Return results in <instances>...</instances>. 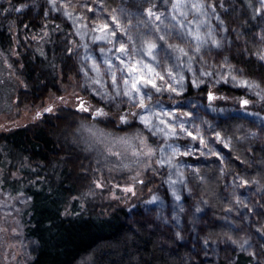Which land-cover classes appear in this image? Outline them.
I'll use <instances>...</instances> for the list:
<instances>
[{
  "label": "rangeland",
  "instance_id": "1",
  "mask_svg": "<svg viewBox=\"0 0 264 264\" xmlns=\"http://www.w3.org/2000/svg\"><path fill=\"white\" fill-rule=\"evenodd\" d=\"M29 1L42 3L47 15L58 16L77 36L76 59L83 94L68 90L40 106L16 108L9 106V86L0 82V132L50 115L61 107L85 109L93 119L99 118L89 97L114 110L127 108L152 140L139 141L137 156L141 153L143 159L119 162L124 164L123 171L115 173L121 174L124 182L110 179L108 184L102 180L94 184L102 189L99 194L104 190L108 201L125 206L133 225L143 222L154 226L162 247L190 255L192 261L197 257L200 264H221L228 259L224 252H233L249 256L253 264H264V225L259 217L264 213V182L246 178L239 169L229 167V140L218 129L226 117L243 116L264 149V113L251 108L264 101V82L246 75L229 62L227 55H222V61L206 56L218 55L232 41H238L231 40L220 8L212 0H166L157 10L151 0L136 14L128 6L138 0H118L111 7L103 0ZM258 2V58L264 60V0ZM142 22L144 25L137 29ZM104 25L107 29L101 31ZM149 43L156 45L150 56ZM121 47L124 52L119 51ZM133 65L143 71L130 73L128 68ZM145 65L153 72L149 73ZM141 76L152 83L141 81L139 90L132 91V83ZM223 83L256 101L241 98L238 101L244 104L240 108L233 107L235 104L217 105L212 89L204 102L185 96L190 86ZM127 115L121 117L124 123L130 121ZM144 119L150 123L145 124ZM211 159L218 162L223 179L225 201L220 214L212 213L207 198L195 191L190 179L199 163ZM147 164L154 174L143 176ZM156 178H161L160 189L144 192L143 185ZM10 200L7 192L0 191V264H22V249L17 248L19 241L11 219L17 204ZM211 226H220L227 233L213 236L208 232Z\"/></svg>",
  "mask_w": 264,
  "mask_h": 264
},
{
  "label": "trees",
  "instance_id": "2",
  "mask_svg": "<svg viewBox=\"0 0 264 264\" xmlns=\"http://www.w3.org/2000/svg\"><path fill=\"white\" fill-rule=\"evenodd\" d=\"M138 1L128 6L132 12L145 10L151 0ZM153 1L160 10L166 0ZM212 1L228 24L231 40L238 41H232L218 55L206 56L222 61V55H227L246 75L264 82V60L258 58V0ZM103 2L111 7L118 0ZM78 44L71 27L58 16L47 15L42 3L0 0V82L10 88L9 106L37 107L68 90L83 94L76 59ZM211 89L217 105L240 108L241 98L256 101L225 83L190 86L185 96L204 102ZM89 99L99 118L93 119L85 109L61 107L0 132V191L7 192L10 201L17 204L11 219L17 248L22 249V264H200L197 257L192 261L190 255L162 247L154 226L143 222L133 225L125 206L108 201L106 192L99 194L101 188L94 187L98 180L124 182L121 174L115 173L123 171L124 164L119 162L143 159L141 153L137 156L139 141L152 139L127 113L129 109L114 110L93 97ZM251 108L264 113V101ZM124 114L130 117L127 123L122 121ZM218 129L229 140V167L264 182V149L250 122L230 115L219 122ZM143 168V176H148L150 166ZM190 179L195 191L207 198L212 213L220 214L225 200L218 162L199 163ZM160 182L161 178L151 179L143 191H158ZM259 217L264 225V213ZM208 232L214 236L227 230L211 226ZM224 254L228 259L221 264H253L243 253Z\"/></svg>",
  "mask_w": 264,
  "mask_h": 264
},
{
  "label": "snow or ice",
  "instance_id": "3",
  "mask_svg": "<svg viewBox=\"0 0 264 264\" xmlns=\"http://www.w3.org/2000/svg\"><path fill=\"white\" fill-rule=\"evenodd\" d=\"M173 7H178V5H173ZM193 7H196L197 10H199V6H198V5H193ZM150 14H151V13H150ZM157 19H159V17H157ZM106 29H107V25H104L100 30H101V31H104V30H106ZM195 38L198 40V39H199V36L197 35ZM99 39H103V37H99ZM147 47H148V53H147V54L150 56V55L152 54V50L156 47V45H155V44H152V43H149V44L147 45ZM119 51L124 52L125 50H124L123 47H121V48L119 49ZM180 51L183 53V49H180ZM184 54L186 55V53H184ZM144 67L148 69V72H149V73L153 72V69L149 68L148 65H145ZM128 70H129L130 73L137 72V71H143L142 69H138L135 65L129 67ZM133 79L135 80L136 78L134 77ZM141 81H143L144 83H152L151 80H147V79H145L143 76H141L140 80H136V82L132 83V86H131V87H132V91H138V90H139L137 85H138V83H140ZM153 87H155V84H153ZM125 94H126V95H130V93H125ZM140 107H141V108L144 107L143 100H141V102H140ZM143 122H144L145 124L150 123V121H149L148 119H144ZM162 122H163V121H162Z\"/></svg>",
  "mask_w": 264,
  "mask_h": 264
},
{
  "label": "flooded vegetation",
  "instance_id": "4",
  "mask_svg": "<svg viewBox=\"0 0 264 264\" xmlns=\"http://www.w3.org/2000/svg\"><path fill=\"white\" fill-rule=\"evenodd\" d=\"M242 104H244V102H241Z\"/></svg>",
  "mask_w": 264,
  "mask_h": 264
}]
</instances>
